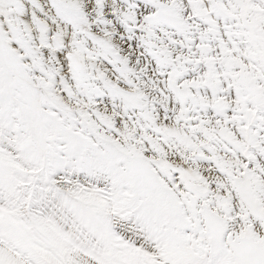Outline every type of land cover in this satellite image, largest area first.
Instances as JSON below:
<instances>
[{"label":"snow or ice","instance_id":"1","mask_svg":"<svg viewBox=\"0 0 264 264\" xmlns=\"http://www.w3.org/2000/svg\"><path fill=\"white\" fill-rule=\"evenodd\" d=\"M0 264H264V0H0Z\"/></svg>","mask_w":264,"mask_h":264}]
</instances>
